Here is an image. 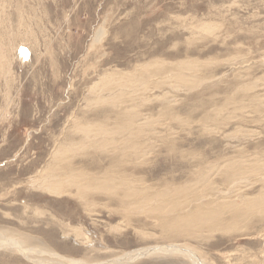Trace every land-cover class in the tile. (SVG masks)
Here are the masks:
<instances>
[{
	"label": "rangeland",
	"instance_id": "rangeland-1",
	"mask_svg": "<svg viewBox=\"0 0 264 264\" xmlns=\"http://www.w3.org/2000/svg\"><path fill=\"white\" fill-rule=\"evenodd\" d=\"M166 245L264 264V0H0V264Z\"/></svg>",
	"mask_w": 264,
	"mask_h": 264
},
{
	"label": "bare ground",
	"instance_id": "bare-ground-1",
	"mask_svg": "<svg viewBox=\"0 0 264 264\" xmlns=\"http://www.w3.org/2000/svg\"><path fill=\"white\" fill-rule=\"evenodd\" d=\"M70 181L68 182L69 184H71V182L73 183L74 180H72L71 182ZM63 184H65V183H63ZM66 185L67 184L63 185L62 188H65ZM108 185H109L108 182L103 184L104 189H107ZM68 186H70V185H67L66 187H68ZM57 187H55V188H57ZM62 188H60V189H62ZM54 190H56V189H54ZM210 222H212V220H209L207 217H201L199 219V224H200L201 227L202 226H207L208 224H211ZM7 244H10L11 247H14L17 251H19L26 260L29 259L30 255H28L27 251L24 249V247L21 245V243H19L18 241H8ZM178 250H180V251L182 250L183 251L184 249H181L178 246L174 247V246H170V245H168V246L166 245V246H163V247L159 246V247H153V248H146V249L136 250V251L124 254L123 257H119V258H117L115 260H112V261H107V262H103V263L101 262L100 264H131V263H133L134 261H136L137 259H139L140 257H143V256L148 257V255H153V254L157 255L159 253H165V252L166 253H172V252H176ZM184 252H188V255H190L193 259H195V257H194L195 254H193L191 251L184 250ZM56 256H58V255H56ZM59 258L62 259L61 260L62 264H85V263H82V262L77 261V260L64 258V256L62 257L61 255L59 256ZM37 264H41V262L40 263L38 262ZM42 264H45V262H43Z\"/></svg>",
	"mask_w": 264,
	"mask_h": 264
}]
</instances>
